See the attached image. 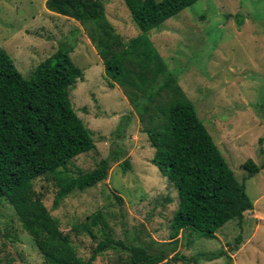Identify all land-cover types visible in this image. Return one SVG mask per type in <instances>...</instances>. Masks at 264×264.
<instances>
[{
	"label": "rangeland",
	"instance_id": "374dc122",
	"mask_svg": "<svg viewBox=\"0 0 264 264\" xmlns=\"http://www.w3.org/2000/svg\"><path fill=\"white\" fill-rule=\"evenodd\" d=\"M46 1L0 0V49L9 52L29 79L35 67L60 46L72 48L70 56L84 79H78L69 96L91 130L96 149L71 161V175L92 170L117 146L124 151L123 157L111 162L106 180L85 191L75 190L57 209L53 208L54 180L43 176L35 182L50 213L72 237L78 255L90 257L104 239L101 227L105 226L111 238L126 248H110L93 264H129V245L150 252L165 250L168 259L159 264H184L171 260L176 253L197 259L190 264H264V168L247 178L243 167L250 158L258 165L264 161V138L260 142L264 137V0H198L149 33L255 203L242 220L229 221L216 237L187 228L177 243L170 233L178 191L151 162L155 150L139 117L134 115L121 138L115 136L132 110L123 87L110 84L87 28L49 10ZM101 2L124 43L142 33L125 0ZM124 160L130 164L127 169ZM98 212L103 217L93 226L92 217ZM82 224H88L95 237L85 233ZM239 236L241 243L236 244ZM0 264H48L6 198L0 200Z\"/></svg>",
	"mask_w": 264,
	"mask_h": 264
},
{
	"label": "trees",
	"instance_id": "16d2710c",
	"mask_svg": "<svg viewBox=\"0 0 264 264\" xmlns=\"http://www.w3.org/2000/svg\"><path fill=\"white\" fill-rule=\"evenodd\" d=\"M197 1L125 0L142 31L128 43L114 32L101 0L46 1L48 9L72 17L87 28L110 84L123 87L132 110L115 136L121 138L134 115L139 117L142 131L155 150L151 162L178 191L179 205L170 233V239L176 243L187 228L214 238L226 223L242 220L255 205L245 182L237 179L195 104L178 84L149 35ZM71 51L68 45L60 46L27 79L9 52L0 49V200H9L48 264H93L110 248H126L102 226L104 239L93 247L89 258L79 256L72 237L61 229L59 220L44 203V194L35 187L38 178L51 177L57 187L53 202L57 209L75 190L85 191L106 180L111 162L124 155L117 146L92 170L77 176L69 173L68 166L75 157L96 149L91 130L70 100V89L78 79H84ZM123 164L125 169L130 167L127 160ZM243 167L249 178L264 168V161L258 165L250 158ZM102 217L101 212L96 213L91 225L98 226ZM82 227L95 237L88 224ZM241 240L239 236L236 244ZM127 248L131 251L129 264H159L168 259L165 250L150 252L140 245ZM171 260L198 262L179 253Z\"/></svg>",
	"mask_w": 264,
	"mask_h": 264
},
{
	"label": "crops",
	"instance_id": "0c3cea01",
	"mask_svg": "<svg viewBox=\"0 0 264 264\" xmlns=\"http://www.w3.org/2000/svg\"><path fill=\"white\" fill-rule=\"evenodd\" d=\"M50 10V9H49ZM52 11V10H51ZM55 12V11H54Z\"/></svg>",
	"mask_w": 264,
	"mask_h": 264
}]
</instances>
